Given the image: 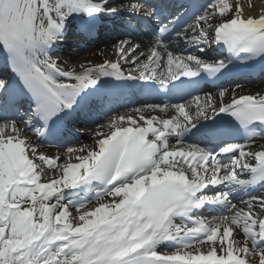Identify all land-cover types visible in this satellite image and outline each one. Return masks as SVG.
<instances>
[{"label": "snow or ice", "instance_id": "6c2138e0", "mask_svg": "<svg viewBox=\"0 0 264 264\" xmlns=\"http://www.w3.org/2000/svg\"><path fill=\"white\" fill-rule=\"evenodd\" d=\"M234 2L0 0V264H264V94H197L233 58L264 59V14ZM122 15L158 20L153 41L119 39L115 59L79 70L52 55L74 22L91 36ZM126 94L166 99L108 107L95 146L62 163L25 132L96 122Z\"/></svg>", "mask_w": 264, "mask_h": 264}, {"label": "bare ground", "instance_id": "6f19581e", "mask_svg": "<svg viewBox=\"0 0 264 264\" xmlns=\"http://www.w3.org/2000/svg\"><path fill=\"white\" fill-rule=\"evenodd\" d=\"M230 2L233 3V9H235V2L234 0H230ZM241 7L243 10L244 16L248 15H260L264 14V0H240ZM251 5V7L249 6ZM214 21H218V18H215ZM66 40V37L63 41ZM62 41V42H63ZM68 41V39H67ZM114 45H109L106 47H96L93 48L89 51H85L79 47V46H73L71 50H66L63 53V56L61 57L62 61H67V59L71 60L72 62L67 61V64H65V67H71V66H77V70H79L78 65L80 63L86 62V61H91L93 63H102L104 59H111L115 56L114 52ZM57 51H53L52 55L56 56ZM83 52V53H82ZM85 54V55H84ZM80 56L82 57V60H80ZM241 88L237 89V94H255V93H260L264 94V82H259V83H253V84H245L241 83ZM235 86L228 87L229 91H231ZM204 96V95H203ZM202 96V97H203ZM230 98L228 96L225 97V101H228ZM137 107V106H135ZM134 108V107H133ZM131 108L127 109H120L118 112L124 113L130 110ZM113 114V113H112ZM106 115L103 117V124L108 120V118L112 115ZM95 127V126H93ZM91 128V132L88 134H85L82 139L76 143L74 146H81V145H87L90 147L95 146V140L98 139V137H95L93 134L96 131V129ZM105 132L108 131L107 128L104 129ZM26 134L31 138V141L33 144L37 145L38 147V152H43L45 155L48 156H55L60 153V161L58 163H62L65 160L64 153L66 151V148H55V147H44L43 145L39 144L40 142L38 141L39 139L32 133L29 132V130H25ZM261 143H264V141H259ZM70 147V146H68ZM86 154V153H85ZM75 162V161H74ZM37 163L41 164L44 169L46 168L45 171H48L47 166L44 164V162L37 160ZM238 238H243L242 233ZM258 259V258H257Z\"/></svg>", "mask_w": 264, "mask_h": 264}, {"label": "rangeland", "instance_id": "374dc122", "mask_svg": "<svg viewBox=\"0 0 264 264\" xmlns=\"http://www.w3.org/2000/svg\"><path fill=\"white\" fill-rule=\"evenodd\" d=\"M66 49H68V48H66ZM70 50V49H69ZM82 59V57H80V60Z\"/></svg>", "mask_w": 264, "mask_h": 264}]
</instances>
